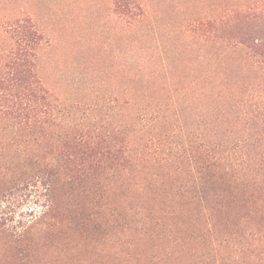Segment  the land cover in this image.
Here are the masks:
<instances>
[{
  "label": "trees",
  "instance_id": "trees-1",
  "mask_svg": "<svg viewBox=\"0 0 264 264\" xmlns=\"http://www.w3.org/2000/svg\"><path fill=\"white\" fill-rule=\"evenodd\" d=\"M30 1L0 0V208L42 211L0 217V264H264V0H114L115 72L59 90Z\"/></svg>",
  "mask_w": 264,
  "mask_h": 264
},
{
  "label": "rangeland",
  "instance_id": "rangeland-1",
  "mask_svg": "<svg viewBox=\"0 0 264 264\" xmlns=\"http://www.w3.org/2000/svg\"><path fill=\"white\" fill-rule=\"evenodd\" d=\"M114 0H31L38 9L35 17L51 46L42 52L45 82L52 90H59L65 81L94 69L115 72L118 53V20L114 13ZM159 23L180 24L186 15H196L210 8V0H152ZM179 6V7H178ZM180 8V9H178ZM162 15V16H161ZM165 28V27H164ZM163 26L161 33L164 32ZM107 80V79H106ZM17 193L3 201L0 217L8 223L30 219L28 210L34 214L42 211L35 199H21ZM22 213V215H20Z\"/></svg>",
  "mask_w": 264,
  "mask_h": 264
}]
</instances>
